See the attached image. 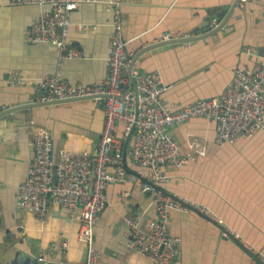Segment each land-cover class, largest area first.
Returning <instances> with one entry per match:
<instances>
[{
	"label": "crops",
	"instance_id": "1",
	"mask_svg": "<svg viewBox=\"0 0 264 264\" xmlns=\"http://www.w3.org/2000/svg\"><path fill=\"white\" fill-rule=\"evenodd\" d=\"M11 1L0 0V109L37 101L36 80L56 69L70 84H92L105 77L110 33L107 5L84 3L72 12L69 39L81 49L83 58L58 65L54 47L24 41L39 8L14 7ZM237 1L121 0L122 38L131 56L130 72L159 69L167 87L162 98L171 108L219 96L235 68L264 64V0ZM77 24L88 28L77 32ZM163 34L175 40L199 38L169 43ZM14 115L16 119L0 118V264L78 262L82 254L75 239L76 224L69 225L59 215L47 217L41 225L18 209L16 189L25 180L32 159L29 123L50 132L54 152L91 151L103 128V106L87 99H68ZM122 130L123 125L117 123V137ZM168 132L183 155L192 141L207 147L204 157H195L196 163L167 170L170 181L163 192L206 205L239 235L235 242L203 215L170 211L167 231L179 241L173 263L264 264V128L221 148L212 143L213 123L203 119H191ZM129 145L130 141L126 151ZM106 195L108 207L98 215L93 230L100 252L98 264H151L129 249L122 224L125 216L140 218L143 226L155 219L150 197L140 193L137 180L111 185ZM66 235L69 248L63 252L55 246ZM40 258L43 261L37 262Z\"/></svg>",
	"mask_w": 264,
	"mask_h": 264
},
{
	"label": "built area",
	"instance_id": "2",
	"mask_svg": "<svg viewBox=\"0 0 264 264\" xmlns=\"http://www.w3.org/2000/svg\"><path fill=\"white\" fill-rule=\"evenodd\" d=\"M244 1V0H241ZM84 3L105 4L110 9V33L105 77L92 84L68 83L56 69L37 79V102L51 103L68 99H87L103 106L104 122L97 146L91 151H53L50 132L28 124L32 159L25 180L16 189L17 207L42 225L49 216L63 215L69 225L76 224V243L82 259H65L55 264H98L100 252L94 245L93 230L98 215L108 207L106 189L137 180L140 193L150 197L156 217L145 226L140 218L125 216L128 247L151 264H173L178 239L167 231L170 211L200 214L215 222L222 235L235 239L239 235L206 205L187 197H169L163 186L170 181L168 169L178 170L195 157H204L206 143L192 141L181 154L178 142L168 130L191 119H203L214 125L212 143L221 148L234 145L240 138H251L264 128V64L237 67L230 83L217 97L197 99L171 108L162 96L166 86L159 69L131 73V56L122 38L121 0H12L10 6H36L39 13L26 30L29 45L45 44L56 49L58 65L65 60H80L83 52L69 39L71 14ZM77 32L88 26L77 24ZM175 37L163 34V40ZM19 79L17 82H22ZM16 82V81H15ZM117 123L123 125L120 137ZM129 139L123 154V140ZM66 252L68 235L55 246ZM38 259L37 262H42Z\"/></svg>",
	"mask_w": 264,
	"mask_h": 264
},
{
	"label": "water",
	"instance_id": "3",
	"mask_svg": "<svg viewBox=\"0 0 264 264\" xmlns=\"http://www.w3.org/2000/svg\"><path fill=\"white\" fill-rule=\"evenodd\" d=\"M239 1H241V0H238L237 3ZM198 38L199 37H197L195 39L194 38H190V39L171 40V41H169V43H187V42L194 41V40H196ZM129 73H131L130 70H129ZM129 82H130V85H133L132 78L129 79ZM71 100H73V99H71ZM61 102H64V101H55V102H51V103H40V102H37V101H31L29 104L28 103H23V102L20 101L19 104L16 105L15 107H12L10 109H9V107H4L3 109H0V118H8V119L13 118V119H16L17 115H14L15 112L28 110V109H31L33 107H38V106H43V105H52V104L61 103ZM128 141H129V139H126L125 142H124L123 154H125V150H126ZM213 223L215 224V222H213ZM229 238L233 239L235 242H237L234 237L229 236ZM238 245L241 246L243 250L247 251L246 247L243 244L239 243Z\"/></svg>",
	"mask_w": 264,
	"mask_h": 264
},
{
	"label": "bare ground",
	"instance_id": "4",
	"mask_svg": "<svg viewBox=\"0 0 264 264\" xmlns=\"http://www.w3.org/2000/svg\"><path fill=\"white\" fill-rule=\"evenodd\" d=\"M103 129V128H102ZM102 132V131H101ZM100 135H101V133H100ZM165 194V193H164ZM166 195V194H165ZM168 196V195H167ZM170 197V196H169ZM177 253H178V251H177ZM177 256V255H176ZM174 264V263H173Z\"/></svg>",
	"mask_w": 264,
	"mask_h": 264
}]
</instances>
